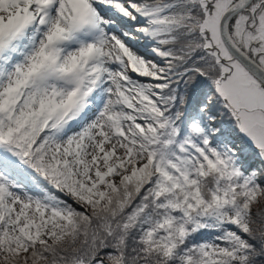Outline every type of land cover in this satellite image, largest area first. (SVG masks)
Wrapping results in <instances>:
<instances>
[{"label":"snow or ice","instance_id":"obj_1","mask_svg":"<svg viewBox=\"0 0 264 264\" xmlns=\"http://www.w3.org/2000/svg\"><path fill=\"white\" fill-rule=\"evenodd\" d=\"M0 264H264V0H0Z\"/></svg>","mask_w":264,"mask_h":264}]
</instances>
